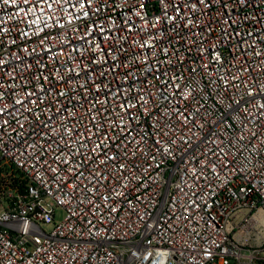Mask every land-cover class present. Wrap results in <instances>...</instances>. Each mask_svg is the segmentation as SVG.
Returning a JSON list of instances; mask_svg holds the SVG:
<instances>
[{"label":"built area","instance_id":"2783aa9c","mask_svg":"<svg viewBox=\"0 0 264 264\" xmlns=\"http://www.w3.org/2000/svg\"><path fill=\"white\" fill-rule=\"evenodd\" d=\"M0 264H264V0H0Z\"/></svg>","mask_w":264,"mask_h":264},{"label":"rangeland","instance_id":"374dc122","mask_svg":"<svg viewBox=\"0 0 264 264\" xmlns=\"http://www.w3.org/2000/svg\"><path fill=\"white\" fill-rule=\"evenodd\" d=\"M63 217H64V213H63L62 211L58 210V211L56 212V219H57L58 221H61V220L63 219Z\"/></svg>","mask_w":264,"mask_h":264}]
</instances>
